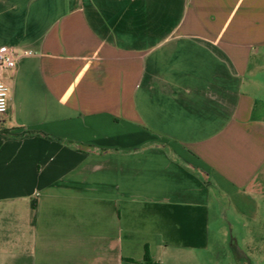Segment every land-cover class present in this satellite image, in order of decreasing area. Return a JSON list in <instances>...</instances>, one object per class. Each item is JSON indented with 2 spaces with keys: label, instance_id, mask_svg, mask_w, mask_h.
I'll list each match as a JSON object with an SVG mask.
<instances>
[{
  "label": "crops",
  "instance_id": "1",
  "mask_svg": "<svg viewBox=\"0 0 264 264\" xmlns=\"http://www.w3.org/2000/svg\"><path fill=\"white\" fill-rule=\"evenodd\" d=\"M1 47L0 264L202 260L210 176L264 170V0H0Z\"/></svg>",
  "mask_w": 264,
  "mask_h": 264
},
{
  "label": "rangeland",
  "instance_id": "2",
  "mask_svg": "<svg viewBox=\"0 0 264 264\" xmlns=\"http://www.w3.org/2000/svg\"><path fill=\"white\" fill-rule=\"evenodd\" d=\"M257 110L264 115V79ZM212 188L210 250L190 264H264V170L247 191ZM239 257V258H238Z\"/></svg>",
  "mask_w": 264,
  "mask_h": 264
},
{
  "label": "built area",
  "instance_id": "3",
  "mask_svg": "<svg viewBox=\"0 0 264 264\" xmlns=\"http://www.w3.org/2000/svg\"><path fill=\"white\" fill-rule=\"evenodd\" d=\"M32 52H18L15 49L8 47L0 48V69L7 71H15L19 60L23 56H31ZM10 99L9 87L0 79V117L4 116L8 112Z\"/></svg>",
  "mask_w": 264,
  "mask_h": 264
},
{
  "label": "trees",
  "instance_id": "4",
  "mask_svg": "<svg viewBox=\"0 0 264 264\" xmlns=\"http://www.w3.org/2000/svg\"><path fill=\"white\" fill-rule=\"evenodd\" d=\"M36 134H41V133H35V132H27V133H23L21 135H13L14 137H24L25 135H36ZM210 182L217 185V186H225L229 188V185L219 176H217L216 174H212L210 176ZM32 210L34 212V219H35V212H36V205L35 203H32ZM239 258V257H238ZM145 264H157L155 263L149 256H146L145 258Z\"/></svg>",
  "mask_w": 264,
  "mask_h": 264
}]
</instances>
